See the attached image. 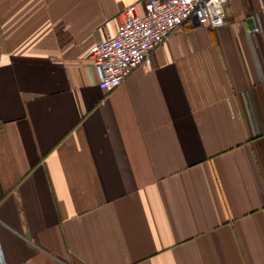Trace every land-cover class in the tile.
<instances>
[{
	"label": "crops",
	"instance_id": "obj_1",
	"mask_svg": "<svg viewBox=\"0 0 264 264\" xmlns=\"http://www.w3.org/2000/svg\"><path fill=\"white\" fill-rule=\"evenodd\" d=\"M145 2L0 0V264H264V0L105 95L88 51Z\"/></svg>",
	"mask_w": 264,
	"mask_h": 264
},
{
	"label": "built area",
	"instance_id": "obj_2",
	"mask_svg": "<svg viewBox=\"0 0 264 264\" xmlns=\"http://www.w3.org/2000/svg\"><path fill=\"white\" fill-rule=\"evenodd\" d=\"M233 0H146L144 10L135 5L122 12L114 35H107L88 51L98 88L108 95L134 70L149 69L151 54L183 24L211 29L223 27Z\"/></svg>",
	"mask_w": 264,
	"mask_h": 264
},
{
	"label": "water",
	"instance_id": "obj_3",
	"mask_svg": "<svg viewBox=\"0 0 264 264\" xmlns=\"http://www.w3.org/2000/svg\"><path fill=\"white\" fill-rule=\"evenodd\" d=\"M247 23H248V24H251V23H252V21H249V20H248V22H247Z\"/></svg>",
	"mask_w": 264,
	"mask_h": 264
}]
</instances>
